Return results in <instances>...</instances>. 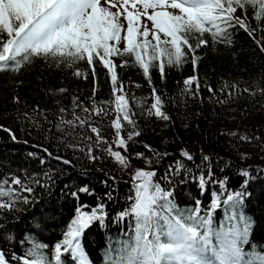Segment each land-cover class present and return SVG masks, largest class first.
Returning <instances> with one entry per match:
<instances>
[{"label":"snow or ice","instance_id":"1","mask_svg":"<svg viewBox=\"0 0 264 264\" xmlns=\"http://www.w3.org/2000/svg\"><path fill=\"white\" fill-rule=\"evenodd\" d=\"M143 18L151 22V27L142 23ZM236 27L250 34L259 29L262 39L258 43L264 50V0H0V72L19 73L22 67H30L36 59L42 58L49 65L67 69L74 77L83 74L87 79L90 75L93 80L90 103L73 95L70 107L61 105L54 113L55 122L48 120L46 110L44 119L54 124L62 137L72 135L66 132L65 126L73 131L81 130L77 133L79 143L63 138L59 141L65 149L71 148L89 161L101 159L96 151L105 152L121 170H127L130 168L128 158L121 151L105 147L112 143L117 148L127 149L121 135L122 122L135 126L134 116H155L164 121L169 116L162 110V95L154 86L150 104L141 102L140 112L130 107L131 97L126 98L128 89L120 79L118 67L136 69L150 86L153 85V71L164 81L166 68L182 71L190 63L195 73L201 58L198 50L208 46L210 41L213 45L229 44L231 30ZM113 58L123 63L118 66ZM81 63L91 69L90 73L79 70ZM100 66L110 80L114 110L111 100L94 99L96 69ZM182 85L179 89L181 99L200 95L202 88L213 95L217 92L206 76L201 78L197 74L183 78ZM257 87L264 93V83H258ZM224 90L223 86L218 89L219 92ZM228 90L231 92V86ZM59 91L64 93L67 89L62 87ZM244 91L252 92L253 89L246 87ZM102 104L108 106L102 107ZM24 116L32 120L33 126L40 127L34 117L28 113ZM105 128L114 130L113 140L104 137ZM88 131L92 135H88ZM139 134L138 131L129 132L128 140ZM241 140L251 142L252 138L245 136ZM149 150L154 159H148L147 163L160 164L164 157ZM47 155L52 157L50 152ZM136 155L144 157L143 153ZM29 156L37 154L29 153ZM180 156L183 159L170 162L159 177L164 186L154 182L157 171L136 170L132 174L129 191L134 195L126 197L131 203L112 217L113 224L120 226L121 233L128 238L120 241L119 247L103 251V264H264V250L251 241L255 220L244 210L250 196L248 187L257 176L264 174V169H256L255 176L251 169H238L239 187L231 189L228 187L230 177H217L209 156H203L198 164L187 151ZM38 158L41 166L48 163L45 158ZM241 158L248 157L242 155ZM55 159L63 165L72 163L60 156ZM185 161L192 162L193 166L189 167ZM57 171L49 168L31 175L25 171L23 177L14 173L0 176V221L8 219L7 213L12 216L11 222H18L16 214L25 211L21 205L34 206L39 202L37 187L50 192L56 183ZM59 171L63 173V169ZM181 175L183 179H177ZM110 178L115 181V177ZM101 183L109 187L107 180ZM187 183L197 184L200 197L205 194L206 186L212 187L207 206L196 197H192L193 205H178L175 189ZM67 189L69 185L65 184L61 194L72 197L77 203L73 218L62 231V239L55 242L54 247L40 241L34 232L25 233L17 240L14 232L3 231L8 224L0 223V240L7 245V248L0 247V264H93L82 245V236L94 222L105 228L109 214L104 201L113 199L112 193L117 188L114 183L103 198L97 197L96 206L79 202L80 194L95 195L88 185L71 191ZM218 210L222 213L219 221L215 217ZM129 217L132 222L128 228L132 235L121 224ZM33 227L36 231L42 230L38 221ZM17 245L20 252L15 250Z\"/></svg>","mask_w":264,"mask_h":264},{"label":"trees","instance_id":"2","mask_svg":"<svg viewBox=\"0 0 264 264\" xmlns=\"http://www.w3.org/2000/svg\"><path fill=\"white\" fill-rule=\"evenodd\" d=\"M231 31L229 44L222 42L213 45L210 41L208 46L198 50L197 54L201 58L195 73L190 63L182 71L166 68L167 76L164 81L158 72L153 71V85L150 86L136 69L118 67L120 79L128 89L126 98L131 97L130 107L140 112L141 102L147 101L150 104V94L154 86L162 95V110L169 116L167 121L155 116H134L135 126L122 122L121 135L126 140L127 149L117 148L112 143L105 147L121 151L128 158L130 168L127 170H121L105 152L96 151L101 159L89 161L83 154L74 153L71 148L65 149L59 141L63 138L79 143L80 136L77 133L81 130L73 131L65 126L66 132H72V135L62 137L54 124H49L44 119L46 110L48 120L55 122L54 113L61 105L70 107L73 95H78L82 101L90 103L89 98L93 97V80L90 75L87 79L83 74L81 77H74L67 69L61 70L59 66L49 65L42 58L36 59L30 67H22L19 73L0 72V176L14 173L23 177L25 171L31 175L43 173L49 168L58 169L52 190L46 192L37 187L39 202L34 206L21 205L25 211L16 214L18 222H11L12 216L5 213L8 219L0 223H7L8 227L3 231L14 232L17 240L25 233L34 232L40 241L54 247L55 242L62 239V231L66 230L67 223L73 218L77 203L72 197L61 194L64 185H69L66 191L88 185L95 195L80 194L79 202L96 206L97 197L103 198L115 183L117 191L112 193L114 198L104 201L109 214L105 228L102 229L98 222H94L82 236V245L93 264H103V251L108 247H119L120 241L128 238L121 233L120 226L113 224L112 217L131 203L126 197L134 195L129 190L133 183L131 176L136 170L157 171L154 182L158 181L164 186L159 177L163 175L165 167L176 159H183L180 153L187 151L194 156L197 164L203 156H209L212 171L217 177L229 176L228 187L235 189L240 184V178L236 175L238 169H251L254 176L256 169H264V93L257 87L258 83H264V50L258 43L262 34L259 29L254 34L238 27ZM113 59L118 66L123 63L119 58ZM78 68L82 73L91 71L83 63ZM96 71L94 99L111 100L114 110V98L110 96L111 85L106 77V70L100 66ZM193 74L201 78L206 76L211 87L217 90L216 94H210L202 88L200 95L181 99L179 89L183 87L182 80ZM137 84L140 85L139 88ZM221 86L225 88L224 92L218 91ZM229 86L231 92L228 90ZM62 87L67 91L61 93L59 89ZM246 87L253 91H244ZM173 99L176 103H173ZM219 100L226 102L219 103ZM25 113L34 117L40 127L33 126L32 120L25 118ZM137 131L140 134L128 140V133ZM87 134L92 135L90 131ZM102 134L108 141L114 139V130L110 128H105ZM245 136L251 137V142H242L241 137ZM149 149L164 157L160 164L147 163L148 159H154ZM48 152L52 154L51 158L48 157ZM29 153H36L37 156L30 157ZM137 153H143L144 157L137 158ZM242 155H247L248 158L242 159ZM57 156L70 160L71 165L59 163L55 159ZM77 156L81 158L77 159ZM38 157L45 158L48 163L41 166ZM185 163L189 167L193 166L192 162ZM221 168L224 169L223 172L220 171ZM59 169H63L62 174ZM110 177H115V181ZM177 179H183V175ZM105 180L109 187L102 185L101 181ZM211 191L212 187L206 186L205 194L200 197V189L196 183L178 185L175 189L176 202L181 207L190 206L194 204L192 197H196L201 198L203 205L207 206ZM248 192L250 196L245 202L244 210L255 220L251 241L264 250V174L250 183ZM221 215L218 210L215 214L217 221ZM37 221L42 225L40 231L33 227ZM130 222L132 221L129 217L121 224L132 235L128 228ZM0 247L7 248V245L0 240ZM15 250L20 252V246L17 245Z\"/></svg>","mask_w":264,"mask_h":264},{"label":"rangeland","instance_id":"3","mask_svg":"<svg viewBox=\"0 0 264 264\" xmlns=\"http://www.w3.org/2000/svg\"><path fill=\"white\" fill-rule=\"evenodd\" d=\"M123 23L125 24V27H126V21H123ZM142 23H144V24L148 25L149 27H151V22L148 21L146 18L142 19ZM149 39H150V37H149ZM121 45H122V43H121ZM121 45H120V47H121Z\"/></svg>","mask_w":264,"mask_h":264}]
</instances>
